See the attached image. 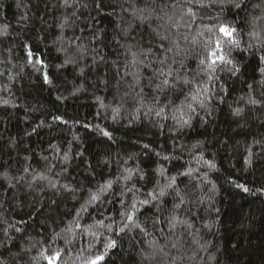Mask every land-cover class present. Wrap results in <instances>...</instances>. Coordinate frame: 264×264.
<instances>
[{
	"label": "trees",
	"instance_id": "trees-1",
	"mask_svg": "<svg viewBox=\"0 0 264 264\" xmlns=\"http://www.w3.org/2000/svg\"><path fill=\"white\" fill-rule=\"evenodd\" d=\"M96 256L264 264V0H0V264Z\"/></svg>",
	"mask_w": 264,
	"mask_h": 264
},
{
	"label": "snow or ice",
	"instance_id": "snow-or-ice-1",
	"mask_svg": "<svg viewBox=\"0 0 264 264\" xmlns=\"http://www.w3.org/2000/svg\"><path fill=\"white\" fill-rule=\"evenodd\" d=\"M218 31H219L220 33H222L225 37H229V38H231L235 30H234V29H230V28H229L228 26H226V25H221V26L219 27ZM215 43H216V48L219 49V48L221 47V42H220L219 40H217ZM233 43H235V41H233ZM210 57H213V58L211 59V63L209 64V68H211V67L215 64L216 60L225 61V57H224L223 55H216L214 52H213V53H210ZM226 62L230 63V61H226ZM202 63H203V61H202ZM162 74H163V73H162ZM209 79H211V77H209ZM164 83H167V80H165ZM193 99H196V97L194 96ZM252 103H255V101H252ZM189 107H191V105H189ZM186 122H187V121H185V123H186ZM104 134L107 135L106 132H105ZM170 186H171V185H169V187H170ZM160 194L163 195V194H164L163 191H161ZM96 198H97L96 196H93V197H92V199H96ZM133 207H134V205H133ZM127 219H128L129 221H132V220H133V215H132V214H128ZM113 246H114V242H110V243L107 245V247H113ZM56 255L58 256L59 254L57 253ZM102 258H103L102 256H96L95 258L89 260V261L87 262V264H98V262H99Z\"/></svg>",
	"mask_w": 264,
	"mask_h": 264
}]
</instances>
